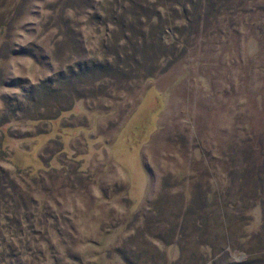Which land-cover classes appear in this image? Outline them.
<instances>
[{
    "label": "rangeland",
    "instance_id": "rangeland-1",
    "mask_svg": "<svg viewBox=\"0 0 264 264\" xmlns=\"http://www.w3.org/2000/svg\"><path fill=\"white\" fill-rule=\"evenodd\" d=\"M0 264H264V0H0Z\"/></svg>",
    "mask_w": 264,
    "mask_h": 264
}]
</instances>
